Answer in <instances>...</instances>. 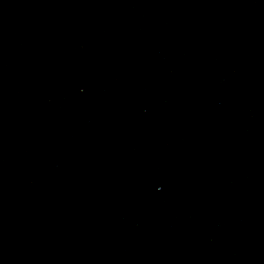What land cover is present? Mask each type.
Masks as SVG:
<instances>
[{
    "label": "water",
    "instance_id": "95a60500",
    "mask_svg": "<svg viewBox=\"0 0 264 264\" xmlns=\"http://www.w3.org/2000/svg\"><path fill=\"white\" fill-rule=\"evenodd\" d=\"M0 264H264V0H0Z\"/></svg>",
    "mask_w": 264,
    "mask_h": 264
}]
</instances>
